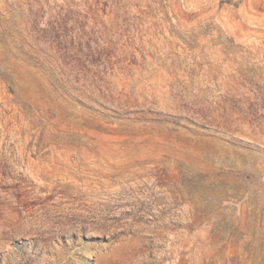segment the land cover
I'll use <instances>...</instances> for the list:
<instances>
[{
  "label": "rangeland",
  "instance_id": "374dc122",
  "mask_svg": "<svg viewBox=\"0 0 264 264\" xmlns=\"http://www.w3.org/2000/svg\"><path fill=\"white\" fill-rule=\"evenodd\" d=\"M0 264H264V0H0Z\"/></svg>",
  "mask_w": 264,
  "mask_h": 264
}]
</instances>
